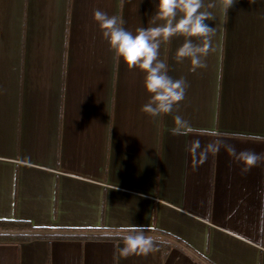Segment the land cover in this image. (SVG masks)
Instances as JSON below:
<instances>
[{"label": "crops", "instance_id": "crops-1", "mask_svg": "<svg viewBox=\"0 0 264 264\" xmlns=\"http://www.w3.org/2000/svg\"><path fill=\"white\" fill-rule=\"evenodd\" d=\"M204 4L206 67L175 59L186 37L162 39L159 59L188 87L151 117L145 72L115 58L93 13L135 34L165 23L151 22L158 0H0V220L175 241L164 263L158 247L122 257L113 237L0 242V264H264V162L243 173L215 151L264 154L252 139L264 136V0Z\"/></svg>", "mask_w": 264, "mask_h": 264}, {"label": "clouds", "instance_id": "clouds-1", "mask_svg": "<svg viewBox=\"0 0 264 264\" xmlns=\"http://www.w3.org/2000/svg\"><path fill=\"white\" fill-rule=\"evenodd\" d=\"M235 0H222L227 11ZM255 3V0H252ZM215 7L214 4L207 5ZM205 8L204 0H158L156 14L151 22L163 20L165 23L155 27H140L136 33L126 30L123 20L116 16H109L106 12L94 10L93 18L97 22L102 37L114 52L117 60H123L129 69L139 68L145 72L144 87L150 94L148 101L142 106L141 111L151 117L161 114H172L174 108L185 99L188 84L184 78L174 79L168 74V65L159 59L161 40H170L175 36H184V43L177 49L175 59L180 62L185 58L190 59L192 71L206 67L204 57L208 54L207 44L210 43L215 28L209 27L205 21L214 19L210 11ZM196 37L199 43L191 38ZM180 121V117L175 118ZM186 123V122H185ZM252 139L264 141V136H253ZM197 143H199L197 141ZM234 161L243 165L242 172L246 173L251 168L264 162V154L253 151L237 152L232 145H225L217 141ZM206 158V157H205ZM127 235L122 237L124 246L120 249L122 257L129 255L147 256L155 250V240L146 236L144 226L134 225L127 229Z\"/></svg>", "mask_w": 264, "mask_h": 264}, {"label": "trees", "instance_id": "trees-1", "mask_svg": "<svg viewBox=\"0 0 264 264\" xmlns=\"http://www.w3.org/2000/svg\"><path fill=\"white\" fill-rule=\"evenodd\" d=\"M145 232H152L146 230ZM157 235L154 238L155 247L162 250V261L166 259L168 253L175 247V241L163 232L154 231ZM127 234L114 235L113 241H123L122 237ZM111 237H106L107 239ZM105 237H96L82 234H60L52 233L48 229H38L25 221L0 220V242L28 243L36 240H101ZM105 238V239H106Z\"/></svg>", "mask_w": 264, "mask_h": 264}, {"label": "rangeland", "instance_id": "rangeland-1", "mask_svg": "<svg viewBox=\"0 0 264 264\" xmlns=\"http://www.w3.org/2000/svg\"><path fill=\"white\" fill-rule=\"evenodd\" d=\"M197 264H205V263H203V262H199V263H197Z\"/></svg>", "mask_w": 264, "mask_h": 264}]
</instances>
